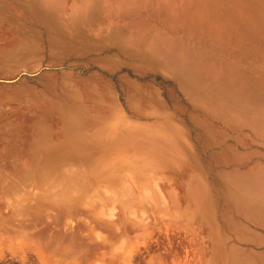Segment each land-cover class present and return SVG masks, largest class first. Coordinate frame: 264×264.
<instances>
[{"label": "rangeland", "instance_id": "rangeland-1", "mask_svg": "<svg viewBox=\"0 0 264 264\" xmlns=\"http://www.w3.org/2000/svg\"><path fill=\"white\" fill-rule=\"evenodd\" d=\"M0 57V264H264V0H0Z\"/></svg>", "mask_w": 264, "mask_h": 264}, {"label": "crops", "instance_id": "crops-1", "mask_svg": "<svg viewBox=\"0 0 264 264\" xmlns=\"http://www.w3.org/2000/svg\"><path fill=\"white\" fill-rule=\"evenodd\" d=\"M14 56H17L20 60H23L25 58V53L23 52L19 56L18 54H14L12 57ZM12 57L0 58H4L8 62ZM3 65L4 62L1 61L0 76L7 78L12 72L6 73ZM24 66L25 65H23V67ZM9 68L11 69L12 66L8 64V69ZM34 69L35 68H33L32 70L28 69V71H32L31 73L26 72L22 74V76L28 75V77H24V80L21 83H18V92L15 99L16 102H14L13 104H16V110L18 111V113L22 114L24 125L28 126L27 123H29V120H31L32 123L30 127L28 126V129H31L33 137H40L41 133L50 135L51 128L53 126V123H51V117L56 113V108L49 88L45 85L41 86V78L38 75L37 71H35ZM4 78L0 79V84H2L0 86H3V84H9V82H17V80H21V78H18L17 80H4ZM34 79L39 80L38 82H34ZM35 141L38 142V139H35ZM50 154H52V152H50ZM47 162H55V160H48Z\"/></svg>", "mask_w": 264, "mask_h": 264}, {"label": "bare ground", "instance_id": "bare-ground-1", "mask_svg": "<svg viewBox=\"0 0 264 264\" xmlns=\"http://www.w3.org/2000/svg\"><path fill=\"white\" fill-rule=\"evenodd\" d=\"M104 161V160H103ZM107 163V162H106ZM107 166V164H105ZM109 169V168H108ZM35 190V189H34ZM7 195V194H6ZM7 202V201H6ZM32 203V202H31ZM8 209V208H7ZM18 217V216H17Z\"/></svg>", "mask_w": 264, "mask_h": 264}]
</instances>
